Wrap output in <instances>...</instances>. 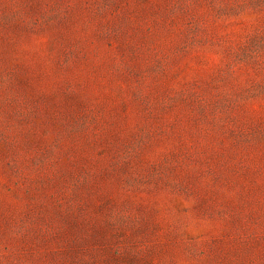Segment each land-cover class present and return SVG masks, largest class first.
I'll return each mask as SVG.
<instances>
[{"label":"rangeland","instance_id":"rangeland-1","mask_svg":"<svg viewBox=\"0 0 264 264\" xmlns=\"http://www.w3.org/2000/svg\"><path fill=\"white\" fill-rule=\"evenodd\" d=\"M0 264H264V0H0Z\"/></svg>","mask_w":264,"mask_h":264}]
</instances>
